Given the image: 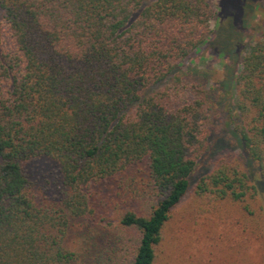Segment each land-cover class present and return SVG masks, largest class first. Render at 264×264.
<instances>
[{"label": "trees", "instance_id": "obj_1", "mask_svg": "<svg viewBox=\"0 0 264 264\" xmlns=\"http://www.w3.org/2000/svg\"><path fill=\"white\" fill-rule=\"evenodd\" d=\"M215 16L208 0H0V264H163L191 191L262 229L264 32L224 80L219 138L215 98L179 68ZM226 142L246 163L196 177ZM41 159L39 192L25 165Z\"/></svg>", "mask_w": 264, "mask_h": 264}, {"label": "rangeland", "instance_id": "obj_2", "mask_svg": "<svg viewBox=\"0 0 264 264\" xmlns=\"http://www.w3.org/2000/svg\"><path fill=\"white\" fill-rule=\"evenodd\" d=\"M208 1L216 13L211 22L213 35L199 50L186 56L179 68L200 79L215 98L210 133L212 138H219L228 121L226 98L228 96L234 104L236 92L233 86L230 94H224L225 99L219 94L224 92V80L230 77V72L239 68L246 46L264 32V0ZM222 156H234L246 163L236 145L228 142L224 146L216 144L196 177L211 169L214 161ZM25 167L35 181V189L41 192L40 188L52 179L51 169L42 159ZM240 207L223 202L217 211L209 210L210 206L197 201L193 192H189L166 227L165 239L159 250L160 262L264 264V225L259 228L258 217L245 214Z\"/></svg>", "mask_w": 264, "mask_h": 264}]
</instances>
